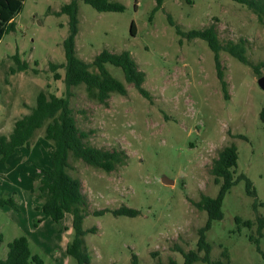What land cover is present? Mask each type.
Returning <instances> with one entry per match:
<instances>
[{
  "label": "rangeland",
  "instance_id": "obj_1",
  "mask_svg": "<svg viewBox=\"0 0 264 264\" xmlns=\"http://www.w3.org/2000/svg\"><path fill=\"white\" fill-rule=\"evenodd\" d=\"M70 1L25 0L13 29L0 41V133H11L14 121L36 104L40 90L66 95L64 80L55 79L50 64L66 61L69 16L56 11ZM117 1L125 5L124 11H98L78 1L76 51L92 61L105 48L129 50L146 73L144 86L152 98L143 96L113 65L109 68L125 81L126 95L113 92L101 103L88 96L84 84L71 88V107L80 129L89 133L86 141L125 154L124 163L111 172L70 158V172L81 179L89 202L83 227L90 264H132V253L140 264H158L159 259L169 264L171 258L183 264L177 246L197 249L198 229L208 213L196 202L203 194H218L220 184L210 169L219 151L233 142L239 153L235 178L245 174L252 180L260 204L254 207L245 179H239L225 195L224 218L212 224L206 238L212 260L223 258L227 248L228 264H263L250 240L257 226L238 224L236 217L256 221L264 215V89L258 83L264 66L258 73L222 51L229 83L226 99L208 43L181 37L169 15L184 30L214 24L223 43L245 40L248 58L259 63L264 61V13L234 0H164L157 11V0ZM17 55L29 68L12 75ZM58 70L65 75V68ZM53 152L44 126L36 130L30 147L20 146L6 163L0 162V196H14L18 202V208L0 207V259L7 257L9 243L24 235L45 264H78L67 252L74 237L73 215H65L60 230L37 209L38 172L52 165ZM164 176L174 184H165ZM122 205L140 213L94 215L95 210ZM94 226L97 231H89ZM260 239L264 248V236Z\"/></svg>",
  "mask_w": 264,
  "mask_h": 264
},
{
  "label": "trees",
  "instance_id": "obj_2",
  "mask_svg": "<svg viewBox=\"0 0 264 264\" xmlns=\"http://www.w3.org/2000/svg\"><path fill=\"white\" fill-rule=\"evenodd\" d=\"M79 0H71L62 5L57 14L66 13L69 16V34L64 41L66 51V61L64 63L51 62L50 68L54 71L55 79H63L67 90L66 95H58L48 92L45 89L39 91L36 104L30 107V111L25 113L15 121L14 127L9 135L0 133V162L6 163L20 146L30 147L33 136L37 129L45 126V138L53 141L54 152L52 165L38 174L42 177L36 186V196L41 200L37 209L41 210L44 218H52L58 228L62 230L61 221L67 213L73 215L74 237L67 245V252L74 257L78 264H90V255L86 247L83 227L84 219L89 214V202L83 192L82 181L79 177L71 174V156L86 163L111 172L119 164L124 163V152L113 149L109 150L92 145L86 141L89 133L83 131L78 126L71 107V88L82 84L85 85L88 96L101 103H106L111 93L117 92L123 95L128 93L125 81L115 76L109 65L120 68L128 82L135 85L138 91L148 99L152 98L151 92L144 86L146 73L140 69L137 61L129 50L120 52L111 51L108 48L98 53L92 61H86L80 57L76 51V37L79 32ZM92 5L98 11H124L125 5L117 0H82ZM247 5L259 15L264 13V0H234ZM25 0H0V41L4 35L13 29L15 17L21 12ZM164 0H157L154 11L163 6ZM170 24L175 27L176 32L189 40L200 38L205 40L214 52V61L217 75L220 80L222 90L226 99H229V83L225 77V70L221 59V52L226 51L236 57L242 63L251 66L256 72H260V67L264 66V61L255 63L247 56L246 41L235 42L229 40L221 42L217 28L214 24L203 28H193L184 30L179 23L169 15ZM135 22H132L131 33L134 35ZM17 66L12 67V73L25 71L29 68V63L23 61L17 55ZM65 68V75L59 72V68ZM37 70V69H35ZM260 117L264 121V107L260 112ZM238 147L233 142L226 145L219 151L215 158L211 173L215 177V182L220 184L219 192L216 196L203 194L196 205L207 211L208 218L204 226L198 229L197 249L186 251L177 246L183 253V264H194L199 261L208 264H228L230 263V253L227 248L223 251V258L212 260V246L206 238V232L215 221L224 218L223 204L228 191L239 179H245L247 192L255 198L254 207L257 209V191L252 180L245 174L235 178L236 167L238 165ZM45 175V176H44ZM260 204V203H259ZM11 205L18 208V202L14 196L1 197L0 207ZM111 211L115 215L136 216L140 210L128 205H122L115 209H98L94 215H103ZM40 221V220H39ZM238 224L247 226H257V235L251 234L250 240L257 245L263 256L264 248L261 247V237L264 236V215H259L256 221L244 220L236 217ZM89 231L96 232L97 227H92ZM154 255H157L155 252ZM226 261H225V259ZM0 264H45L44 259L33 254L29 239L22 235L14 238L9 243V250L6 258L0 259ZM132 264H140L139 257L132 253ZM158 264H165L162 259ZM169 264H177L174 258ZM264 264V261H263Z\"/></svg>",
  "mask_w": 264,
  "mask_h": 264
},
{
  "label": "water",
  "instance_id": "obj_3",
  "mask_svg": "<svg viewBox=\"0 0 264 264\" xmlns=\"http://www.w3.org/2000/svg\"><path fill=\"white\" fill-rule=\"evenodd\" d=\"M258 83H259V85L261 86V88H263L264 89V75H262V76H260L259 77V79H258ZM162 180H163V182L165 183V184H174V180H172L171 178H169V177H167V176H164L163 178H162Z\"/></svg>",
  "mask_w": 264,
  "mask_h": 264
},
{
  "label": "crops",
  "instance_id": "obj_4",
  "mask_svg": "<svg viewBox=\"0 0 264 264\" xmlns=\"http://www.w3.org/2000/svg\"><path fill=\"white\" fill-rule=\"evenodd\" d=\"M16 73H17V72H16ZM13 74H15V73H12V75H13ZM7 90H8V89H7ZM25 113H28V112H25ZM16 120H17V119H16ZM16 120H15V121H16ZM15 121H14V124H15ZM13 127H14V126H13ZM11 130H12V129H11ZM10 132H11V131H9V133H10ZM10 157H11V156H10ZM8 160H9V159H8ZM42 213H43V212H42Z\"/></svg>",
  "mask_w": 264,
  "mask_h": 264
}]
</instances>
